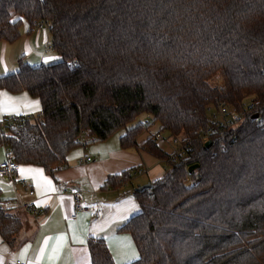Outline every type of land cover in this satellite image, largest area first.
Masks as SVG:
<instances>
[{"label":"trees","instance_id":"16d2710c","mask_svg":"<svg viewBox=\"0 0 264 264\" xmlns=\"http://www.w3.org/2000/svg\"><path fill=\"white\" fill-rule=\"evenodd\" d=\"M25 20L47 24L59 58L21 59L0 76V91H27L43 111L0 130V145L54 173L80 136L87 145L124 129L123 148L166 162L162 177L134 191L141 209L120 230L139 258L127 264H264V0H0V44L16 42ZM249 99L256 105L238 123L216 125L219 103L240 110ZM143 113L148 123L129 125ZM164 131L186 139L179 155L159 144ZM21 227L0 207L5 241ZM88 247L90 264H116L103 238Z\"/></svg>","mask_w":264,"mask_h":264},{"label":"crops","instance_id":"0c3cea01","mask_svg":"<svg viewBox=\"0 0 264 264\" xmlns=\"http://www.w3.org/2000/svg\"><path fill=\"white\" fill-rule=\"evenodd\" d=\"M21 30L16 42L0 44V76L16 71L21 59L31 64H49L59 58L50 48L48 30L38 29L36 24L28 22H23ZM41 110L40 99L27 91H0V120L10 115H38ZM156 129L159 125L153 124L151 130ZM123 133L121 129L110 138L89 143L85 148L79 144L68 153L66 164L54 173L39 165L20 164L17 175L32 183L33 195L25 185L1 178L0 207L18 216L22 227L12 244L0 234V264H15L17 259L26 264H90L88 241L91 237L106 241L116 264H127L139 258L133 236L120 228L141 209L134 191L162 177L166 162L144 148H123L120 142ZM147 137L148 132L142 133L139 143H144ZM3 148L5 158L0 163L6 159V148ZM87 157L92 160L87 161ZM134 167H142L144 172L119 187H105L109 176ZM76 189L81 191L84 203L91 209L79 212L73 219V191ZM28 202H33L43 213L35 216L25 208Z\"/></svg>","mask_w":264,"mask_h":264},{"label":"built area","instance_id":"2783aa9c","mask_svg":"<svg viewBox=\"0 0 264 264\" xmlns=\"http://www.w3.org/2000/svg\"><path fill=\"white\" fill-rule=\"evenodd\" d=\"M36 27L38 29H46L47 24L45 22H37ZM256 105V100H247L241 104V109L238 110L237 108H230L224 102L219 103L217 114L214 115L216 120V125L220 126H227V125H234L238 123L246 113L251 112ZM43 111L39 112V116H42ZM33 116L31 114L28 115H10L2 120H0V130H9L14 127H18L20 124H25L26 121L32 120ZM146 123L149 121L146 120ZM153 125V124H152ZM157 138H163L162 132L157 134ZM80 144L85 148L86 144L84 141L83 136L79 138ZM173 142L176 144L175 154L179 155L181 146L186 143V139L182 136H175L173 137ZM6 148V159L0 163V178L7 179L13 182H19L22 185H25L27 191L30 195H33L34 189L31 182H27L25 179L20 178L17 175V172L20 169V163L15 159V156L10 152V149L7 145L2 144ZM91 157H87V161H91ZM144 172V168L139 167L133 170L134 175L142 174ZM26 209L30 210L35 216H40L43 213V210L37 208L33 202H28L25 206ZM91 208L84 203L83 196L81 191L76 189L73 191V211L71 217L76 219L79 212L87 211ZM15 264H26V261L22 259H17Z\"/></svg>","mask_w":264,"mask_h":264},{"label":"rangeland","instance_id":"374dc122","mask_svg":"<svg viewBox=\"0 0 264 264\" xmlns=\"http://www.w3.org/2000/svg\"><path fill=\"white\" fill-rule=\"evenodd\" d=\"M25 24H27V21H24ZM22 31V30H21ZM51 38V35H50ZM219 82V80H218ZM221 84H222V80H220ZM213 111H216V108H212ZM148 119V115L146 113H143L141 115H139V117L136 118V120H134L131 124L129 125H135L139 122H145ZM163 138L158 139L159 144L167 151L173 152V150H175V143L173 142V137L171 136V134L168 131H164L162 132ZM5 158V151L3 146L0 145V160H3ZM2 179L0 178V181Z\"/></svg>","mask_w":264,"mask_h":264},{"label":"water","instance_id":"95a60500","mask_svg":"<svg viewBox=\"0 0 264 264\" xmlns=\"http://www.w3.org/2000/svg\"><path fill=\"white\" fill-rule=\"evenodd\" d=\"M254 117H255V118H258V117H259V114L256 113V114L254 115ZM211 144H212V140L210 139V140H208V141L206 142L205 145H206V147H209ZM198 167H199V164H198V163H195V164L190 165V166H189V172L194 171V170L197 169ZM150 186H151V182H147L146 184H143V185L139 186L138 189H139V190H143V189H145V188H149Z\"/></svg>","mask_w":264,"mask_h":264},{"label":"snow or ice","instance_id":"6c2138e0","mask_svg":"<svg viewBox=\"0 0 264 264\" xmlns=\"http://www.w3.org/2000/svg\"><path fill=\"white\" fill-rule=\"evenodd\" d=\"M59 247V246H58ZM58 247H57V249H56V251H58ZM54 258V257H53Z\"/></svg>","mask_w":264,"mask_h":264}]
</instances>
